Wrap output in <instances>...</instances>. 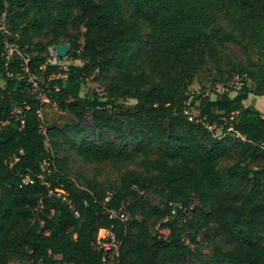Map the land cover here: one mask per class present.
I'll list each match as a JSON object with an SVG mask.
<instances>
[{
	"label": "trees",
	"instance_id": "trees-1",
	"mask_svg": "<svg viewBox=\"0 0 264 264\" xmlns=\"http://www.w3.org/2000/svg\"><path fill=\"white\" fill-rule=\"evenodd\" d=\"M65 41L82 64H46ZM204 67L239 88L190 93ZM249 96H264V0H0V264H106L108 229L119 264H264V112ZM44 99L64 128L41 131ZM75 155L127 167L79 184Z\"/></svg>",
	"mask_w": 264,
	"mask_h": 264
},
{
	"label": "rangeland",
	"instance_id": "rangeland-1",
	"mask_svg": "<svg viewBox=\"0 0 264 264\" xmlns=\"http://www.w3.org/2000/svg\"><path fill=\"white\" fill-rule=\"evenodd\" d=\"M230 49L228 50V53L240 60L245 59L246 52L244 51L243 46L241 45H235L230 44ZM250 54H253V52H249ZM255 58V57H254ZM62 67L67 68L71 64H82L81 60H73L70 57H65L61 59ZM213 70L215 72V68L213 67V64L208 65V69ZM90 78L88 85L86 86V89L93 88L98 89L99 91H102L103 86L97 83L94 80H91ZM213 79L214 75L210 74V71L207 70V68L201 69V71L198 73L196 79L194 80L193 84L190 86V93H200V92H213V91H223L228 88V86H231L235 84L237 88L240 86V81L236 77H234L231 82L228 85H224V83H216L213 85ZM238 81V83H236ZM250 82V81H249ZM232 94H235V92H232ZM213 97H215V94H212ZM44 105L42 109L40 110V115L42 116L45 126H61L64 128V125L69 123L72 119L71 115H68L66 112L59 110V108L56 106V104L50 102L48 99H44ZM123 101V100H122ZM125 103L128 104H134L136 101L133 99H126L124 100ZM245 104L247 106H254L258 108L260 111L264 112V96L254 97L249 96V98L245 101ZM186 112L194 118L198 115V111L193 106H188ZM86 128H91L90 122H87L83 125ZM215 127H212V129ZM214 133L218 136H224V131L222 127L215 128ZM67 150L68 152L61 151L60 153L63 155L64 153H68L69 155H72V146L70 144H67ZM226 163V162H225ZM127 166L124 165H117L114 166L109 162L104 163H95V162H87L84 161L82 158L77 157L76 155L73 156L71 159L68 171L70 176L79 184H81L82 177H92L97 176V178L103 182L111 183L114 181H118V176L121 172H123L126 169ZM203 252L207 254L209 252V247L207 244H203ZM11 264H28L18 259H13L11 261ZM174 264H187L184 262H176Z\"/></svg>",
	"mask_w": 264,
	"mask_h": 264
},
{
	"label": "built area",
	"instance_id": "built-area-1",
	"mask_svg": "<svg viewBox=\"0 0 264 264\" xmlns=\"http://www.w3.org/2000/svg\"><path fill=\"white\" fill-rule=\"evenodd\" d=\"M62 43H69V42L65 41V42H62ZM62 43H59V44H62ZM54 45H51V46L48 47V58H47L46 64L62 67L61 59L65 58V57H68V54L65 57L60 56V54L58 53V50L54 48ZM6 46H7V50H6L7 57L9 58L10 55L13 53V51L16 48L13 45H10V44H7ZM70 49H71V47H70ZM70 49L68 50V53H69ZM26 61H28L27 58H26ZM67 68H65V69H67ZM236 83H238V81ZM36 85L37 84L34 83V86H35L34 90L37 89ZM40 117L42 118L41 115H40ZM210 128H212V127H210ZM40 129H41L42 132L46 133V126H45V122H44L43 118H42V124L40 126ZM47 164L48 163H46V165L42 166L43 170H46ZM108 213H109L110 217H117V218H120V219H123V220H126L128 218V214L125 213V212L121 213L119 211L116 212L114 210H109ZM106 234H107V236L109 238V242H106V243H102L101 241L98 242L99 246L102 245L104 247V250H106L107 253L109 252L108 256L106 255V257H105L106 264H119V261H118L119 241L117 239V236H116L115 232L113 230H111V229H108Z\"/></svg>",
	"mask_w": 264,
	"mask_h": 264
},
{
	"label": "water",
	"instance_id": "water-1",
	"mask_svg": "<svg viewBox=\"0 0 264 264\" xmlns=\"http://www.w3.org/2000/svg\"><path fill=\"white\" fill-rule=\"evenodd\" d=\"M70 43H62V44H55L54 48L58 50L60 56L65 57L68 54V50L70 49Z\"/></svg>",
	"mask_w": 264,
	"mask_h": 264
}]
</instances>
